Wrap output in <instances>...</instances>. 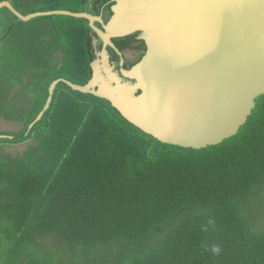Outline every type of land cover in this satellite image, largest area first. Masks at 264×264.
<instances>
[{"label":"trees","instance_id":"16d2710c","mask_svg":"<svg viewBox=\"0 0 264 264\" xmlns=\"http://www.w3.org/2000/svg\"><path fill=\"white\" fill-rule=\"evenodd\" d=\"M67 17L68 80L85 85L91 28ZM61 77L20 133L0 137L27 144L0 153V264H264V95L235 136L203 149L163 143L63 82L29 129Z\"/></svg>","mask_w":264,"mask_h":264},{"label":"water","instance_id":"95a60500","mask_svg":"<svg viewBox=\"0 0 264 264\" xmlns=\"http://www.w3.org/2000/svg\"><path fill=\"white\" fill-rule=\"evenodd\" d=\"M88 6L24 15L10 1L0 2V12L7 8L22 21L52 15L87 20L96 33L93 45L104 43L87 84L55 80L31 127L49 109L60 82L108 100L145 133L185 148L219 145L247 123L264 95V0H114L107 24L85 11ZM136 33L145 54L130 69L115 71L106 48ZM126 56L136 57L130 51Z\"/></svg>","mask_w":264,"mask_h":264},{"label":"rangeland","instance_id":"374dc122","mask_svg":"<svg viewBox=\"0 0 264 264\" xmlns=\"http://www.w3.org/2000/svg\"><path fill=\"white\" fill-rule=\"evenodd\" d=\"M17 1V0H16ZM18 9L24 12H29L28 14H32L35 12H47V8L51 6L55 7L58 10H68V11H75L80 12L84 11L85 5L84 3H80L78 0H55L54 2H47L44 0H31L30 3L27 0H22L19 4ZM7 12L8 18H12V20H16L14 16H12L10 10H3L2 16H5ZM11 13V14H10ZM24 14V15H28ZM46 17H37L32 19L31 21H22L20 18L17 21V27L19 28L22 25V22L28 25L26 29V35H21V39L19 40V48L21 49L19 54V62L20 64L25 67V70L30 73H42L43 76L51 77V75L63 76V79H74V73L72 71L73 64L71 61L72 58V45H71V19L65 15H52ZM4 18V17H3ZM7 18V19H8ZM13 22V21H12ZM11 28V29H9ZM8 30H12V27L9 26ZM17 30V28H16ZM0 34L3 33V30L0 29ZM8 31L7 41L6 44L9 43V39L20 37L17 33H11ZM32 61V64L29 65V62ZM13 78V83H17L18 90H14L12 92L11 99L7 100L4 98L0 103L4 104V109L1 108L2 111H6L8 108V104L15 105L19 104V108H17V112H21L20 114H14L12 117L7 116L4 120H0V137H14L15 134L20 133L24 128V122L30 117L34 106H30L32 99L29 96L35 95L33 90H31L34 84L40 87L37 81L32 79L29 76ZM49 78H47L48 80ZM77 81V80H76ZM7 88L5 90L6 95L8 92L11 91L8 85H5ZM47 87L45 84L43 86ZM20 89L26 90L23 94ZM34 90H37L36 88ZM45 92L41 93V96ZM21 95L26 96L27 100L22 101ZM3 96V97H5ZM2 97V98H3ZM32 125V124H31ZM29 127L31 129L32 127ZM27 144L21 145H13L10 146L9 144L0 143V153L8 154H17L23 153L26 150Z\"/></svg>","mask_w":264,"mask_h":264},{"label":"crops","instance_id":"0c3cea01","mask_svg":"<svg viewBox=\"0 0 264 264\" xmlns=\"http://www.w3.org/2000/svg\"><path fill=\"white\" fill-rule=\"evenodd\" d=\"M20 12L22 11L20 10ZM1 14H2V11H1ZM5 14H6L5 16H2L4 14L1 15L2 22L0 26V29L3 30V33L0 34V101H2L4 98H6L7 100L8 99L10 100L12 96V92H14V90H18L17 86H15V88L13 89L14 85H17V83H13L12 81L13 78L20 77L19 75H21L22 77L29 76L35 81H37L39 84H41L40 87L34 84L31 88V90H33L35 95L29 96L30 99H32L30 106H34L36 102L40 99L39 97L41 96V93L45 92L47 88V87H44L45 89H43V86L45 84L47 85L48 82L52 80L55 76L53 77V75H51V77H47V75L43 76L42 73H37V74L30 73L26 71L25 67H23L20 64L18 59L21 58L19 57L21 49L19 48L18 42L22 37L21 35L23 34L26 35V32H27L26 29L28 28V25L30 24L25 25V23L22 22V25L18 28L17 27L18 18H16V20L14 19L12 20V18L10 17L8 18L7 12ZM9 26L12 27L11 31L8 30ZM8 31H10L11 33L16 31L15 33H17V35L20 37L12 38V39L10 38L8 40L10 44H6L5 42L7 41V37H9V35H7ZM31 64H32V61L29 62V65ZM47 78L49 79L47 80ZM5 85H8L9 89L11 90L8 92L7 96H5L6 95L5 90L7 89ZM35 88L37 90H34ZM20 90L22 91V94L26 91L24 89H20ZM21 99L24 103V101L27 100V97L21 95ZM3 106L5 105L0 103V120H4V118H7V116L12 117V115L14 114L18 115L21 113V112H17L18 111L17 108L20 107L19 104H15V105L8 104V108L6 109V111L1 110V108L4 109Z\"/></svg>","mask_w":264,"mask_h":264},{"label":"flooded vegetation","instance_id":"af4514ba","mask_svg":"<svg viewBox=\"0 0 264 264\" xmlns=\"http://www.w3.org/2000/svg\"><path fill=\"white\" fill-rule=\"evenodd\" d=\"M84 5H89L88 9L85 11L94 14L96 16H102V19L105 24L108 23L110 20V17L112 15L111 13V6L114 4V0H85L83 2ZM83 11V10H82ZM1 15V12H0ZM89 25V23H88ZM96 26L100 29H103V25L99 22L96 23ZM90 35L93 33L96 35L95 32L92 30L89 31ZM139 34H133L131 36L113 39V44L115 48H112L108 46L106 49L109 54V63L111 67L115 68V71H120L122 68L130 69L133 65H135L142 56L145 54L146 46L145 43L143 44V41L137 40V36ZM134 37V38H133ZM126 38V39H125ZM124 39L129 42V45H122V42ZM97 45H93V54L95 55L94 60L101 59L102 55L101 53L104 51V43L101 39H98ZM127 51H130L131 53L135 54V59L133 61H130L129 58L126 56ZM124 61V64H123Z\"/></svg>","mask_w":264,"mask_h":264},{"label":"clouds","instance_id":"9594fccd","mask_svg":"<svg viewBox=\"0 0 264 264\" xmlns=\"http://www.w3.org/2000/svg\"><path fill=\"white\" fill-rule=\"evenodd\" d=\"M220 251L219 247L213 248V252L218 253Z\"/></svg>","mask_w":264,"mask_h":264}]
</instances>
